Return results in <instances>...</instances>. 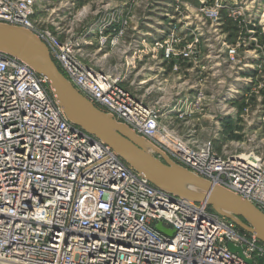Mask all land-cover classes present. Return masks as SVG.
Returning a JSON list of instances; mask_svg holds the SVG:
<instances>
[{
    "label": "built area",
    "instance_id": "2783aa9c",
    "mask_svg": "<svg viewBox=\"0 0 264 264\" xmlns=\"http://www.w3.org/2000/svg\"><path fill=\"white\" fill-rule=\"evenodd\" d=\"M130 2L136 11L103 2L92 38L78 34L73 19L65 25L66 19L50 16L53 28L36 21L37 0H0V22L38 35L65 76L99 108L264 211L260 151L220 153L211 140L199 141L196 130L181 135L176 126V118L214 100L206 91L214 56L236 81L220 101L242 103L241 117L254 94L264 92V0ZM86 13L83 6L75 17ZM112 52L124 61L106 68L102 60ZM124 68L141 77L131 85L142 94L123 85ZM171 74L181 81L168 94ZM155 90L163 92L160 99L151 98ZM254 122L259 131L264 117ZM0 264H264V242L209 204L154 185L74 124L46 77L0 51Z\"/></svg>",
    "mask_w": 264,
    "mask_h": 264
},
{
    "label": "water",
    "instance_id": "95a60500",
    "mask_svg": "<svg viewBox=\"0 0 264 264\" xmlns=\"http://www.w3.org/2000/svg\"><path fill=\"white\" fill-rule=\"evenodd\" d=\"M0 51L29 63L47 78L67 117L110 145L127 163L154 185L197 203L209 204L264 242V211L225 186L200 176L173 160L147 138L95 105L60 70L48 45L31 30L0 22ZM160 230L171 234L160 224ZM231 251L242 248L229 243Z\"/></svg>",
    "mask_w": 264,
    "mask_h": 264
},
{
    "label": "rangeland",
    "instance_id": "374dc122",
    "mask_svg": "<svg viewBox=\"0 0 264 264\" xmlns=\"http://www.w3.org/2000/svg\"><path fill=\"white\" fill-rule=\"evenodd\" d=\"M101 4H103V2L99 3L95 0L85 1L84 6H86L88 10L86 17L90 20L98 17L95 13L102 7ZM82 18L85 17L82 16ZM262 36L264 38V32H262ZM118 56L119 55L116 52L109 53V55L102 60V63H104L106 68L113 67L117 63L116 57ZM213 60V63H210V67H212L211 74L208 75L211 85L206 88V91L208 96L215 94V97H213L214 100H212V97H208L207 104H205L203 108L181 119L179 124L176 125L180 130V134L184 135L185 133H188L189 130H196L199 141L205 142L211 140L215 144L217 150H225L239 154L260 151L264 156V126L259 131H255V129H257V122H254L258 116L264 117V106L262 104H257L258 97L264 102V92L254 94L255 99L254 101L251 100V104L254 105L250 106L249 112L247 115L244 114V118L241 117L240 115L243 108L241 105L242 103L235 102L226 105L224 102L220 101L223 94L226 92L225 90H227V87L232 82L236 83V81H234L233 74L227 73L225 68L215 63L217 61L215 56L213 57ZM180 81L181 79L179 80L178 74H171L168 77V82H166V91L168 94L172 92V86H178ZM136 92L142 94V91H140L139 88ZM153 93L154 95L151 96V98L154 100L156 98L160 99L163 95V92L158 90H155ZM231 116L233 120L230 121L228 119ZM233 126H238L242 133L240 132L237 134L235 129H233ZM218 146L220 149H218Z\"/></svg>",
    "mask_w": 264,
    "mask_h": 264
},
{
    "label": "crops",
    "instance_id": "0c3cea01",
    "mask_svg": "<svg viewBox=\"0 0 264 264\" xmlns=\"http://www.w3.org/2000/svg\"><path fill=\"white\" fill-rule=\"evenodd\" d=\"M67 1L76 2L75 6L73 8L64 7V3ZM107 1H112L115 6H118V5L122 6L121 8H123L127 12L129 10L136 11L137 9L135 4L130 2L131 0L128 3L125 2L127 4H123L122 2H119L117 0H98L99 3L107 2ZM141 1H144V0H141ZM84 5H85V1H76V0H37V3L35 5L34 19L36 21H39L41 24L45 26L48 25L52 28H53V23L48 22L47 20L50 16L54 17L56 20H59L61 18H63L64 20L66 19L64 21L65 25H69V20L73 19L74 20L73 23L74 24L76 23L75 27H76V32L78 34L93 37L94 35H96V29L99 23V17L92 18L91 20L88 19L87 17L82 18V16L78 19L75 17V14L80 13V10L83 8ZM102 15L103 14H101V16ZM116 58H117V63L124 61L123 57L118 56ZM141 64L142 62L139 63V67L141 66ZM124 71L126 72V75L128 77L127 79H125L123 85L135 91L136 88L131 85V82L134 79V72L136 70H133L131 68L130 69L124 68ZM135 78L137 79V81L141 80V77L137 76ZM174 116L177 117V114L174 113ZM179 122L180 120L176 118V125L179 124ZM218 149H220L219 146H218ZM218 151L220 153L223 152V150H218Z\"/></svg>",
    "mask_w": 264,
    "mask_h": 264
}]
</instances>
